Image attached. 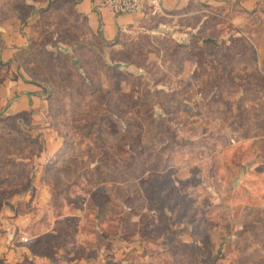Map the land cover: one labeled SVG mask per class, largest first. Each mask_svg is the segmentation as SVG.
Here are the masks:
<instances>
[{
    "label": "rangeland",
    "instance_id": "rangeland-1",
    "mask_svg": "<svg viewBox=\"0 0 264 264\" xmlns=\"http://www.w3.org/2000/svg\"><path fill=\"white\" fill-rule=\"evenodd\" d=\"M28 1L0 0V264H264V5L106 45Z\"/></svg>",
    "mask_w": 264,
    "mask_h": 264
},
{
    "label": "crops",
    "instance_id": "crops-1",
    "mask_svg": "<svg viewBox=\"0 0 264 264\" xmlns=\"http://www.w3.org/2000/svg\"><path fill=\"white\" fill-rule=\"evenodd\" d=\"M35 3H34V2ZM32 3L28 1V4H35L36 8L33 9V19H38L42 13L47 11L49 4L54 0H33ZM75 5V11L80 18L85 20L86 26L90 29V32L99 37L106 45H112L117 43L118 37L122 33H139V32H151L156 31L150 29L148 21L153 16H168L171 13L181 11L188 8V6L198 3H223L225 1L232 0H162L161 7H159L154 13L150 10L144 14H124L114 15L107 8L103 7L105 0H73ZM236 1V0H233ZM243 7H257L256 5H264V0H243ZM165 26V25H164ZM14 49L6 48L4 55L8 56ZM3 55V56H4ZM8 58V57H7ZM26 82L27 79L25 77ZM29 94L22 96L27 101ZM31 103V100L29 101ZM27 102V103H29ZM25 103L18 105V101L12 104V112H16L19 108L23 110ZM26 106V105H25Z\"/></svg>",
    "mask_w": 264,
    "mask_h": 264
},
{
    "label": "built area",
    "instance_id": "built-area-1",
    "mask_svg": "<svg viewBox=\"0 0 264 264\" xmlns=\"http://www.w3.org/2000/svg\"><path fill=\"white\" fill-rule=\"evenodd\" d=\"M162 0H105L103 7L114 15L144 14L153 10V13L161 7ZM26 241L25 238H22Z\"/></svg>",
    "mask_w": 264,
    "mask_h": 264
},
{
    "label": "trees",
    "instance_id": "trees-1",
    "mask_svg": "<svg viewBox=\"0 0 264 264\" xmlns=\"http://www.w3.org/2000/svg\"><path fill=\"white\" fill-rule=\"evenodd\" d=\"M49 8H50V7H49ZM49 8H48V9H49ZM48 9H47V10H48Z\"/></svg>",
    "mask_w": 264,
    "mask_h": 264
}]
</instances>
